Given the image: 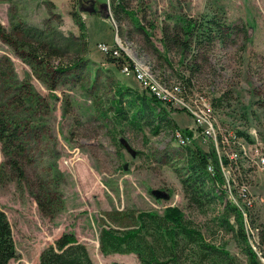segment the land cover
I'll use <instances>...</instances> for the list:
<instances>
[{
    "label": "rangeland",
    "instance_id": "1",
    "mask_svg": "<svg viewBox=\"0 0 264 264\" xmlns=\"http://www.w3.org/2000/svg\"><path fill=\"white\" fill-rule=\"evenodd\" d=\"M91 1L97 12L82 8L90 0H0V24L12 40L0 37V112L25 128V151L19 155L25 176L6 169L9 178L0 183V209L12 226L16 250L11 264H39L43 249L67 232L87 247L94 264H140L135 254L100 252L107 215L127 210L162 215L167 208L183 211L209 240L223 243L247 264L232 235L212 233L213 211L189 209L182 190L186 148L208 151L213 139L202 136L188 108L166 104L176 131L164 128L154 135L151 126L137 130L126 121L115 124L112 105L119 84L151 96L111 63L99 45L145 64L162 82L183 84L182 77L193 76L186 86L189 96L211 102L217 134L221 128L234 131L238 149L251 154L250 141L238 135L244 132L258 139L264 151V0H130L132 9L146 13L147 22L157 26L153 42L129 17L114 19L110 0ZM75 15L87 25L85 35ZM169 16L199 22L217 17L233 33L196 58L173 47L167 61L160 39L161 27H175ZM30 46L43 51L37 63L27 56ZM74 63L79 66L64 74L51 71ZM219 99L220 105H213ZM104 110L107 118L101 115ZM177 131L189 137V144L179 145ZM219 150L230 156L227 143ZM6 161L0 141V166ZM238 164L252 201L248 221L253 234L247 241L250 246L255 239L264 254V170L253 167L246 152H238ZM242 168L252 169L248 180ZM225 174L236 179L232 163ZM154 191L168 198H157Z\"/></svg>",
    "mask_w": 264,
    "mask_h": 264
},
{
    "label": "trees",
    "instance_id": "2",
    "mask_svg": "<svg viewBox=\"0 0 264 264\" xmlns=\"http://www.w3.org/2000/svg\"><path fill=\"white\" fill-rule=\"evenodd\" d=\"M110 7L114 19L129 17L147 40L153 42L154 30L157 26L151 21L147 22L146 13L140 14L132 9L130 0H110ZM76 18L79 21L81 32L85 35L87 31L85 22L79 20L78 15ZM169 18L175 27L172 29L168 25L161 27L162 37L160 39L163 46L161 54L166 60L168 52L173 47H179L185 56L193 54L196 58L202 49L208 50L216 42H225L233 33L232 28L218 20L217 17L201 22L184 17L169 16ZM5 33V29L0 24V37L5 42L12 43L10 36ZM39 51H41L39 47L30 46L27 56L36 62ZM108 60L122 69L124 63L122 57L117 58L109 54ZM40 63L44 62L40 61ZM78 66L79 63H74L67 68L54 66L51 71L64 74L67 70ZM192 78L193 76L181 78L184 79L183 85L186 89V86L192 83ZM221 101V99L216 100L213 105L218 106ZM163 106L154 97H148L146 93L140 96L132 88L119 84L112 105L113 120L117 125L126 121L137 130L151 126L154 135H158L164 128L176 131L175 123ZM107 113L108 110L102 111V117L107 118ZM24 129L16 122V119L0 112V141L3 143V153L7 158V161L0 166V183L9 178L8 170L13 174H18L19 177L25 176V172L19 166V155L21 151H25L22 135L25 134ZM189 135H192V132H189ZM238 135L252 141L244 132H238ZM217 154L214 140L208 151L198 146L186 148L185 173L183 176L179 175V178L188 208L202 211V213L212 210L213 227L210 229L215 230L212 233L224 232L232 235L237 247L247 256V264H260L247 241L243 211L235 201L231 200L227 192L224 173L222 175L221 163ZM221 160L224 166L230 163L227 156H222ZM251 170L242 168L243 177L246 180ZM231 193H234L233 188ZM251 206L247 200L243 208L248 214V220L252 222ZM107 218L108 225L101 229L99 236V249L103 255L135 254L140 264H243L239 258L227 250L223 243L209 240L194 221L188 219L185 213L178 208H167L162 215L152 211H114L109 213ZM261 233L263 237L264 234ZM15 258L12 226L5 212L0 209V264H11ZM39 264H94V262L87 247L79 242L74 233L67 232L55 240L52 245L43 249Z\"/></svg>",
    "mask_w": 264,
    "mask_h": 264
},
{
    "label": "built area",
    "instance_id": "3",
    "mask_svg": "<svg viewBox=\"0 0 264 264\" xmlns=\"http://www.w3.org/2000/svg\"><path fill=\"white\" fill-rule=\"evenodd\" d=\"M99 48L106 55L111 54L117 58L122 57L123 62H124L122 69H121L122 73L125 74L126 76H132L133 78H135L138 81L140 87L144 91H146L150 96L154 97L156 100H158L162 104L170 105V106L176 107V108H188V110L190 112L189 114L196 121V126L201 131L202 136L204 138H208V139L210 138L211 139V136L209 135L208 125L205 123L204 118H200V116H199V109L200 108H208L209 109L208 100H206L204 97L193 95V103L198 104V111H191L190 105H182V104H180L174 100L167 99L166 96H162L157 87L151 86V79L149 77H145V74L140 70V68L136 67L134 62L127 55L120 54L119 50L109 49L106 45H99ZM182 90L188 91L183 84H182ZM221 138H222V140H226L227 146L230 150V160H231V163L233 164V166L236 170V179L239 182V191L241 192V195H243L244 198H247V200L250 201V204L252 205V201L246 192V185H244V184L241 185V165L238 164V152H246L249 156V161H250L251 165L253 167H257L261 170H264V151L262 150V147H261L262 145L260 146L258 139H252V141H250V150L253 148L254 149H253V152L251 154H249L248 151H240L238 149L237 140L234 137V131L221 128ZM177 139H179L180 142H184V143L189 144V137H187V135L182 134L181 132H178ZM217 156L219 159L218 154H217ZM220 170H221V168H220ZM221 173L223 175L222 171H221ZM223 177H224L225 184L227 187V192H228V180H226L224 175H223ZM259 261L262 264H264V259H259Z\"/></svg>",
    "mask_w": 264,
    "mask_h": 264
},
{
    "label": "bare ground",
    "instance_id": "4",
    "mask_svg": "<svg viewBox=\"0 0 264 264\" xmlns=\"http://www.w3.org/2000/svg\"><path fill=\"white\" fill-rule=\"evenodd\" d=\"M133 62L136 65V67L140 68V70L145 74V77H149L151 79V86L157 87L162 96H166L167 99L174 100V101H176L182 105H190L191 111H198V104L193 103V97L189 96L190 94L188 93V91L182 90V84H179L177 82H171V84L166 82V81L162 82V79L159 80V78H157L151 72V70L148 66H146L143 63H139V62H135V61H133ZM208 107H209V109L208 108H200L199 109V116H200V118H204L205 123L208 125L209 135L211 136V139L214 140L215 147H216L217 153L219 155V161L221 163L222 172L226 176L225 172L227 171L229 174L231 171V160H230V163L228 165L224 166V164L222 163V160H221L222 155L220 154L221 152L219 150V147L222 148L225 146L226 140H222L221 135L217 134L219 126L217 123L216 115H215L214 110H213L214 108H213L210 101H208ZM175 136L178 137V131H177ZM219 138H221V139H219ZM177 142L181 146L187 145V143L180 142L179 139H177ZM224 156H227V155L225 154ZM227 157L230 159L229 155ZM209 170L212 171L211 168H209ZM226 179L228 180V189L231 192V190L233 188L232 184L235 185L236 179L233 178L232 176H230V177L226 176ZM231 195L235 196L234 193H231ZM233 198H234V201L237 204V206L243 211L242 215L244 216V225H245V228L247 231V235L249 233L253 234L252 228L250 226V222L248 221V214L245 211V209L243 208L244 203L247 202V198H244V196L241 195V192H238L237 196H235ZM248 203L250 204V201H248ZM250 246L254 250V252L257 254L258 259H264V257H263L264 254H262L261 250L258 249L259 245L255 241V239L254 240L250 239Z\"/></svg>",
    "mask_w": 264,
    "mask_h": 264
},
{
    "label": "flooded vegetation",
    "instance_id": "5",
    "mask_svg": "<svg viewBox=\"0 0 264 264\" xmlns=\"http://www.w3.org/2000/svg\"><path fill=\"white\" fill-rule=\"evenodd\" d=\"M82 8L85 9V10H92V8H93V2L90 0V2H88V4H86V6H82ZM99 9L101 11V10L105 9V7L104 6H100ZM97 11L98 10L95 9V12H97Z\"/></svg>",
    "mask_w": 264,
    "mask_h": 264
},
{
    "label": "water",
    "instance_id": "6",
    "mask_svg": "<svg viewBox=\"0 0 264 264\" xmlns=\"http://www.w3.org/2000/svg\"><path fill=\"white\" fill-rule=\"evenodd\" d=\"M105 6V5H104ZM91 12H93V11H95V8H94V2H93V8H92V10H90ZM109 17V15L107 16V18ZM155 193V195H156V197L157 198H160V197H164V198H168V196L166 195V196H163L162 194H161V192L160 191H154Z\"/></svg>",
    "mask_w": 264,
    "mask_h": 264
},
{
    "label": "crops",
    "instance_id": "7",
    "mask_svg": "<svg viewBox=\"0 0 264 264\" xmlns=\"http://www.w3.org/2000/svg\"><path fill=\"white\" fill-rule=\"evenodd\" d=\"M91 16V15H90ZM87 26V25H86Z\"/></svg>",
    "mask_w": 264,
    "mask_h": 264
}]
</instances>
